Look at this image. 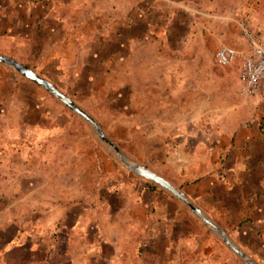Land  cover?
<instances>
[{
	"label": "rangeland",
	"instance_id": "obj_1",
	"mask_svg": "<svg viewBox=\"0 0 264 264\" xmlns=\"http://www.w3.org/2000/svg\"><path fill=\"white\" fill-rule=\"evenodd\" d=\"M0 4L18 17L17 27L13 18L6 19L9 25L0 23L8 29L0 34V50L27 61L89 112L130 161L168 179L192 198L203 196L194 189L203 178H211L212 149L207 144L204 153H195V143L187 142L184 153L182 132L225 133L236 122L229 114L233 106L241 111L254 97L240 92L235 66L216 64L218 48L230 44L215 40L202 26L210 22L209 16L197 21L200 30L195 31L190 26L193 16L181 17V0H0ZM24 6L33 11V18ZM34 37L42 39L40 52ZM4 77L0 75V80ZM25 88V100L21 91L8 88L9 100L0 109V264H89L96 259L88 244L95 232L91 228L86 232L80 223L67 231L66 211L89 210L79 222L103 204L108 213V204L94 197L112 177L123 180L126 193L135 192L137 182L167 190L130 171L87 121L45 89L29 83ZM256 121L261 126L262 118ZM6 129L18 138L9 140ZM210 139L206 137L207 142ZM215 176L219 178L216 171ZM85 192L91 195L89 201L81 200ZM181 204L185 212L180 220L204 227L200 235L210 238L209 244H201L202 257L229 259L232 254V262L226 264H244ZM233 235L229 234L243 252L264 264L263 245L254 242L251 249L247 240L237 241Z\"/></svg>",
	"mask_w": 264,
	"mask_h": 264
},
{
	"label": "crops",
	"instance_id": "obj_2",
	"mask_svg": "<svg viewBox=\"0 0 264 264\" xmlns=\"http://www.w3.org/2000/svg\"><path fill=\"white\" fill-rule=\"evenodd\" d=\"M10 11L5 5L0 4V23L5 21L9 25L6 19L13 18L17 27L18 17H14ZM24 11L28 17L33 18L32 10L24 6ZM182 15L188 19L193 16L190 26L195 31L200 30V24L197 21L201 20V17L209 16L210 22L202 26L213 35L215 40L235 46L241 54L248 52L245 30L250 29L253 34L264 35V0H181V17ZM249 16L250 18L247 19ZM7 30L5 26L0 25V34ZM198 31L197 35L200 34ZM0 52L8 55L3 50ZM8 57L28 65L27 61L23 62L9 55ZM215 62L220 66L216 61V54ZM229 66H235L239 70L237 84L242 93L243 84L239 81L241 61ZM31 68L39 73L34 67ZM2 74L5 77L4 80H0V109H3L4 102L9 100L8 91H6L8 88L17 91V94L21 91L23 100H25L26 83L40 88L7 65L0 63V75ZM246 103L247 105L241 111L234 108L236 104L233 106L234 110L229 111L236 122L228 126L225 133L220 131L213 136H207L196 131L182 130L181 150L185 153L186 143L193 142L194 148L196 147L195 153H204L207 150L206 145L209 144L213 162L211 178L208 180L203 178L194 189V192L204 193L203 196L192 198L189 192L184 191L211 221L228 234L233 233L235 240L241 239L243 242L247 240L252 249L254 242L264 247V80L261 81V87L254 97ZM260 117L262 118L261 126L256 121ZM3 131L9 140L11 136L14 139L19 136L11 135L8 129ZM206 137L211 138L209 142L206 141ZM215 171L219 178L215 176ZM112 178L105 192L102 191L94 197L99 203L108 204V213L103 209V205L106 204H103L100 205L101 210H95V214L86 216L87 219L83 220L84 222H79L78 218L82 217L85 211L90 212L89 210L74 208L66 211L67 219L64 225L67 231L71 227H79L82 224V227H86V232H89L90 228L95 232L96 238L88 241V244L89 246L92 244L96 259L89 264H194L196 261L197 264H226L228 261L232 262V254L229 259L228 256L212 258V256H205L206 254L202 257L201 244L204 242L209 244L210 238L200 235L202 230H205L204 227H190L180 220L181 212H185V207L181 206L182 200L176 195L168 190L162 191L159 188L149 187L143 182H137L139 186L136 187L135 192L131 189L126 193L123 180L117 177ZM85 196L81 200L89 201L90 193L85 192ZM110 229H112V235L109 234ZM151 233H155V238L150 237ZM221 250L219 248V251Z\"/></svg>",
	"mask_w": 264,
	"mask_h": 264
},
{
	"label": "water",
	"instance_id": "obj_3",
	"mask_svg": "<svg viewBox=\"0 0 264 264\" xmlns=\"http://www.w3.org/2000/svg\"><path fill=\"white\" fill-rule=\"evenodd\" d=\"M0 63L7 65L10 69L22 75L25 79H28L38 86L47 90L55 99H57L62 105H64L71 112L76 113L85 121L88 122L89 125L92 126L94 132H96L99 136V139L102 144L107 145L112 151H114L118 158H120L121 162L130 169L134 174L145 178V180L150 181L157 185L162 189H166L172 194L176 195L179 199H181L191 210V212L197 216V218L204 222L213 232L219 236L224 243L235 252L244 264H256L245 252H243L239 246L235 243V241L229 236L227 232H225L218 224L211 221L204 212L194 205L190 198L186 195L185 192L177 188L166 178L158 176L154 172L150 171V169L144 167V165L130 161L126 154L118 147L115 143H113L102 131L99 127L98 121L85 109L79 106L73 99L63 93L59 87L55 86L52 81L48 80L33 68H31L27 64H23L18 60L8 57L0 52Z\"/></svg>",
	"mask_w": 264,
	"mask_h": 264
},
{
	"label": "built area",
	"instance_id": "obj_4",
	"mask_svg": "<svg viewBox=\"0 0 264 264\" xmlns=\"http://www.w3.org/2000/svg\"><path fill=\"white\" fill-rule=\"evenodd\" d=\"M248 52L241 54L233 45H222L216 51V61L226 67L241 61L239 78L243 84V92L254 96L264 80V35L253 34L250 29L245 30Z\"/></svg>",
	"mask_w": 264,
	"mask_h": 264
},
{
	"label": "trees",
	"instance_id": "obj_5",
	"mask_svg": "<svg viewBox=\"0 0 264 264\" xmlns=\"http://www.w3.org/2000/svg\"><path fill=\"white\" fill-rule=\"evenodd\" d=\"M34 42H35L36 44H38V46H36L35 49H36L38 52H40L42 49H40L39 47L43 44L42 39L40 38V40H37L36 37H34ZM29 66H31V65L29 64Z\"/></svg>",
	"mask_w": 264,
	"mask_h": 264
}]
</instances>
